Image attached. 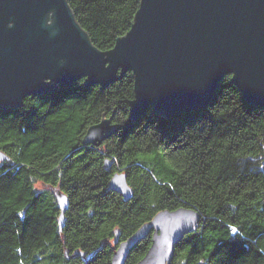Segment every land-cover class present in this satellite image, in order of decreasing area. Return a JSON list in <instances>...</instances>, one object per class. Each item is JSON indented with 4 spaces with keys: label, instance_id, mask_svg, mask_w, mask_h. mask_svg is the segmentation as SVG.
Wrapping results in <instances>:
<instances>
[{
    "label": "trees",
    "instance_id": "trees-1",
    "mask_svg": "<svg viewBox=\"0 0 264 264\" xmlns=\"http://www.w3.org/2000/svg\"><path fill=\"white\" fill-rule=\"evenodd\" d=\"M67 2L101 51L127 33L140 4ZM230 77L205 109L170 118L153 109L130 118V71L103 89L81 78L0 108V151L8 156L0 162V264H111L119 242L180 207L195 210L199 222L176 244L171 264H264V108L247 104ZM103 116L120 129L84 145ZM116 172L131 186L127 200L109 189ZM37 183L65 195L61 231L57 200ZM150 243L148 235L125 264H136Z\"/></svg>",
    "mask_w": 264,
    "mask_h": 264
},
{
    "label": "water",
    "instance_id": "water-1",
    "mask_svg": "<svg viewBox=\"0 0 264 264\" xmlns=\"http://www.w3.org/2000/svg\"><path fill=\"white\" fill-rule=\"evenodd\" d=\"M126 71L133 76V120L149 109L165 118L203 110L225 75L247 104L264 108V0H140L134 23L107 51L91 42L67 0H0V108H18L28 96L81 78L103 89ZM120 127L103 116L82 143L100 145ZM6 160L0 151V162ZM109 189L125 200L132 192L119 172ZM53 194L61 231L66 197L55 189ZM198 222L193 209L162 210L118 243L110 263L125 264L151 235L136 264H171L176 244Z\"/></svg>",
    "mask_w": 264,
    "mask_h": 264
},
{
    "label": "rangeland",
    "instance_id": "rangeland-1",
    "mask_svg": "<svg viewBox=\"0 0 264 264\" xmlns=\"http://www.w3.org/2000/svg\"><path fill=\"white\" fill-rule=\"evenodd\" d=\"M36 189H37V190H39V189H49L51 192H53V189H50L49 187L43 186V185L40 184V183H37V184H36Z\"/></svg>",
    "mask_w": 264,
    "mask_h": 264
},
{
    "label": "snow or ice",
    "instance_id": "snow-or-ice-1",
    "mask_svg": "<svg viewBox=\"0 0 264 264\" xmlns=\"http://www.w3.org/2000/svg\"><path fill=\"white\" fill-rule=\"evenodd\" d=\"M236 229L234 228L233 231H235Z\"/></svg>",
    "mask_w": 264,
    "mask_h": 264
}]
</instances>
